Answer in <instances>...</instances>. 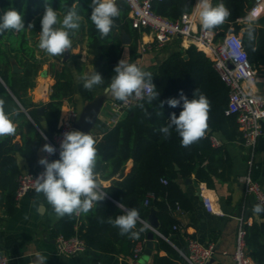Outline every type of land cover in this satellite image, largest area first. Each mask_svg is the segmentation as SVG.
I'll list each match as a JSON object with an SVG mask.
<instances>
[{
	"label": "trees",
	"instance_id": "obj_1",
	"mask_svg": "<svg viewBox=\"0 0 264 264\" xmlns=\"http://www.w3.org/2000/svg\"><path fill=\"white\" fill-rule=\"evenodd\" d=\"M64 2L68 7H75L82 17L81 24L88 38L89 53L93 56L91 64L104 78L100 86L106 88L115 75L114 67L123 55L124 33L131 38L128 46L130 55L139 52L141 35L139 30L132 27L129 7L124 0H117L120 15L115 19L110 34L101 39L89 18L91 0ZM212 2L215 5L220 0ZM43 3L44 0H0V15L9 7L16 8L24 17L27 29L34 15L44 10ZM50 3L54 9L66 13L67 9L60 8V0H50ZM223 3L231 15L223 25L214 29L216 38H224L229 32H242L250 62L257 69L258 75H264V27L256 22L253 24L255 40L250 42L247 35L248 25L244 27L238 23L239 19L249 16L255 0H223ZM194 5L195 0H163L154 3V10L175 21L182 14L191 12ZM26 29L19 31L17 35H14V30L0 34V77L28 112L27 114L18 107L14 117L18 122L15 135L0 138V204L9 216L17 210L16 191L21 175L16 152H20L29 165L35 164L39 148L45 141L43 134L52 138L57 132L63 102L73 92V81L67 66L54 67L55 83L50 101L42 106L46 119L44 127L38 117L39 107L29 106L20 94L21 90L35 84L34 78L38 75L40 67L34 51L27 44ZM79 57L75 55L73 59L76 68L82 73L83 64ZM13 59L24 68L23 73L12 72ZM148 72L152 74L156 91L159 92L152 104L146 99L139 100L133 108L127 110L125 117L117 125L110 126L98 121L102 137L100 140L94 138L97 148L96 172L99 174L100 189L106 193L105 199L94 204L87 214L62 217L54 225L52 237L77 236L85 242L87 249L128 256L132 254L138 241L148 238L151 229L141 232L139 238H130L128 235H120L119 229L108 223L109 218L114 220L128 208H136L140 213V221L148 222L154 210L159 223L158 230L166 237L165 239L155 234L154 264H182L183 257L175 246L181 249L183 241L180 231L174 229L179 222L172 213L178 207L188 211L194 206L177 180L179 177L188 178L195 174L198 181L206 183L207 187L212 189L215 188L217 179L227 181L231 174L230 160L225 156L223 148L212 145L209 130L222 133L230 141L242 138L236 116L226 112L229 87L221 79L206 53L190 45L183 51L171 54L156 70L150 69ZM16 75L21 82L19 91L12 83ZM196 89L210 101L208 128L204 137L189 147H182L181 137L175 129H172L168 139L160 132V128L167 125L171 113L174 112L178 116L182 111V101L181 106L176 108L164 103L160 109L159 105L170 98L179 99L181 92L192 99ZM0 92L7 93V88L2 82ZM88 97L92 98L91 90H88ZM141 103L144 105L143 109L139 107ZM157 111L162 114L157 115ZM18 134L21 135L22 145L16 150L15 139ZM164 178L168 180L167 184L162 182ZM150 192L155 194V198L149 205H145ZM120 203L122 208L117 207ZM141 222L137 223L136 231L143 226ZM246 230L248 254L255 264H264V224L251 222L246 225ZM161 251L166 254L161 255Z\"/></svg>",
	"mask_w": 264,
	"mask_h": 264
},
{
	"label": "crops",
	"instance_id": "obj_2",
	"mask_svg": "<svg viewBox=\"0 0 264 264\" xmlns=\"http://www.w3.org/2000/svg\"><path fill=\"white\" fill-rule=\"evenodd\" d=\"M43 12L44 10L34 15L30 22L34 27L32 29H26L25 31L27 44L34 51L36 59L39 62L38 75L34 78L35 84L26 90H21L20 94L29 106L42 107L50 101L52 87L55 83L56 70H54V67L67 66L73 81V92L64 100L61 114L63 112L66 113L72 106L78 107L81 110L86 103L98 96L104 95L105 101L100 109L97 123L91 134L96 140H100L102 132L98 121L110 126L115 125L112 122L115 114L111 107L114 98L106 94L104 92L105 88L100 85L95 86L91 90L92 98H89L88 90L83 88V82L77 80L78 76L91 74L95 70L91 64L93 56L89 53V42L85 29H83L81 24L78 31H75L74 34L70 33L72 47L67 50L70 54L66 61L64 60L65 53L62 56H51L38 47L39 32L41 31L40 21ZM58 14L62 19L64 14L61 11H58ZM238 23L241 26H247L246 18L239 19ZM17 34L18 32L14 31V35ZM240 34L243 36L242 32ZM140 35L139 52L136 55H130L128 47L130 44H123L124 50L121 59L126 58L130 63H136L145 71L150 69L156 70L171 54L183 51L189 47L187 44L182 45L179 38H172L162 48H155L143 53L141 51V43L146 41V39L144 34ZM75 55L80 56L79 61L83 64L82 73L76 68L73 59ZM14 63L18 64L15 59H13L12 65ZM20 68L24 72V68L22 66ZM0 82L7 88V93L0 92V99L5 100V111L17 126L18 122L14 117L19 110L18 107L22 111H24V107L1 77ZM12 83L14 88L19 91L21 82L17 75L14 76ZM248 88L252 91H264V75L259 74L257 82L254 85L248 86ZM25 113L28 114L27 110ZM126 113L127 111L121 113L119 122L125 117ZM31 120L33 121V119ZM40 121L46 127V119L44 116H42ZM33 123L35 124L34 121ZM209 133L211 142L212 138H216L220 142L219 144L212 142V145L217 148H223L226 153L225 156H228L231 163V174L227 181L217 179L215 181L216 186L213 189L208 188L206 183L198 181L195 174L188 177L194 181L191 184L185 182L187 178H178V185L192 201L194 207L188 211L178 207L179 209H175L172 213L179 222L177 225L181 226V229L178 231H180L181 240L183 241L181 249L176 246L175 248L178 251L181 250L187 253L189 251L187 238L191 235L193 236L191 238L195 237V239H198L204 244L213 243L215 245V254L208 264H234L231 256L235 250L238 217L243 215L245 219L249 220L250 224L252 222L261 225L264 224V212L259 214L253 212V206L258 203L254 196L245 194L244 185L241 181V177L250 170V164L248 162L249 154L242 139L230 141L220 132H211L209 130ZM15 142L16 145H19L18 148L15 147L17 150L22 145L20 134L16 136ZM45 143V141L42 143L39 150ZM15 155L21 174L39 172L44 169L38 163V160L42 156L46 157L47 153L45 152L38 151L37 159L33 166L29 165L20 152H16ZM251 172L252 177L264 186V133L258 140L257 154L251 167ZM108 184L109 182L106 183V185ZM100 190L104 192L102 189ZM206 194L215 197L216 207L222 210L224 215L214 214L207 210L203 196ZM16 201L17 210L11 216L6 214L4 207L0 204V253H5L10 257V264H34V261L37 259V254L46 257V264H154L156 240L154 241L152 255L147 259L144 258V253L136 259L133 256V252L131 255L125 256L106 254L87 248L75 255L59 253L56 242L54 241L57 238L52 237V230L61 218L56 216L52 206L47 203L43 195L37 194L34 190L20 199L16 198ZM165 254V251H161V255Z\"/></svg>",
	"mask_w": 264,
	"mask_h": 264
},
{
	"label": "clouds",
	"instance_id": "obj_3",
	"mask_svg": "<svg viewBox=\"0 0 264 264\" xmlns=\"http://www.w3.org/2000/svg\"><path fill=\"white\" fill-rule=\"evenodd\" d=\"M89 7L91 8L89 18L92 24L99 32L101 39L107 37L114 26L115 19L120 15L117 0H91ZM60 8L67 9L62 19L59 17L58 10L51 6L50 0H44L38 47L51 56H61L69 50L72 47L70 33L74 34L81 26L82 17L75 7H68L64 0H60ZM194 11L198 15L201 27L209 32L223 25L231 15L223 0L215 5L212 0H198ZM246 20L247 35L251 42L255 40L253 28L255 18L249 15ZM33 27L34 25L29 23L27 29ZM25 29L24 17L16 8L9 7L0 15V34L7 30L19 32ZM238 49L237 43L235 47H231L229 55L238 58L240 55ZM114 73L109 85L104 89V92L114 99L127 102L129 98L135 97L141 101L146 99L149 104H152L159 96L152 74L136 63H130L126 58L121 59L114 67ZM77 80L82 81L83 88L89 91L104 82V78L96 70L91 74L78 76ZM181 101L182 111L178 116L174 112L171 113L167 125L162 126L160 132L165 139H168L171 137L172 129H175L181 137V146L189 147L205 135L208 128L210 101L206 95L196 89L192 99L181 92L179 99L170 98L162 101L159 108L162 109L164 103L176 108L181 106ZM139 107L143 109L144 105L141 103ZM145 111L147 112L146 109ZM161 114L157 111V115ZM148 115L151 114L148 113ZM15 133L16 124L5 111V100L0 99V138L13 136ZM95 145L96 141L89 133L66 131L59 144V159L50 162L47 157L42 156L38 160L44 171L35 179V192L43 195L58 218L65 215L87 214L93 209L94 204L105 199L106 193L100 190L99 174L96 172L97 148ZM39 151L55 155L57 149L45 143ZM117 207L122 208V203ZM253 212L256 214L264 212V205L259 203L254 205ZM138 222H141L140 213L136 208H128L124 214L116 216L114 220L111 218L108 220L109 224L119 229L120 235H128L130 238H139V234L150 227L147 222H141L143 226L136 231ZM34 264H46V257L37 254Z\"/></svg>",
	"mask_w": 264,
	"mask_h": 264
},
{
	"label": "built area",
	"instance_id": "obj_4",
	"mask_svg": "<svg viewBox=\"0 0 264 264\" xmlns=\"http://www.w3.org/2000/svg\"><path fill=\"white\" fill-rule=\"evenodd\" d=\"M129 7V18L132 27L145 35L146 41L141 43V51L146 53L152 49L162 48L172 38H179L182 45H194L199 51L206 53L212 60L215 70L221 79L229 87V100L227 114L236 116L238 128L242 142L249 154L250 170L241 177L246 195L254 196L257 203L264 205V186L252 177L251 167L254 163L258 140L264 133V91H252L248 86L254 85L258 80V71L249 60L248 53L244 46L242 35L236 32H229L224 38L217 39L216 32L204 30L199 22L198 15L194 8L191 12L182 14L173 21L158 14L154 10V3L163 0H124ZM198 0H195V5ZM194 5V7H195ZM264 14V0H255L250 14L255 21ZM239 44V57L229 55L231 47ZM139 100L135 97L129 98L127 102L114 99L111 103L115 117L112 122L117 125L121 113L133 108ZM80 110L78 107H70L66 113H60L58 130L52 138L43 134L46 143L56 147L55 155L47 154V159L51 162L59 159V144L66 131L75 130L74 124L78 119ZM214 144H219V140L212 138ZM39 172L22 173L18 178L16 198L20 199L26 194L35 190V179ZM164 184L168 180H162ZM207 210L211 213L224 215L222 210L216 207V199L212 195H203ZM155 198V194L150 192L145 200V205ZM179 209V208H178ZM249 220L243 215L238 217V227L235 238V250L232 254L234 264H255L248 254L246 225ZM174 229L180 230L181 226L175 225ZM161 237L165 238L162 234ZM189 251L187 253L179 250L183 257V264H208L215 254L213 243L204 244L198 239L187 238ZM146 240L138 241L133 248L134 258H139L145 250ZM57 250L66 255H75L86 249L85 242L75 236L65 238L59 236L56 239ZM0 264H10V257L5 253H0Z\"/></svg>",
	"mask_w": 264,
	"mask_h": 264
},
{
	"label": "water",
	"instance_id": "obj_5",
	"mask_svg": "<svg viewBox=\"0 0 264 264\" xmlns=\"http://www.w3.org/2000/svg\"><path fill=\"white\" fill-rule=\"evenodd\" d=\"M255 22L257 24H259L261 27H264V14H262V16H260ZM122 40H123V44H125V45L130 44V36L127 33L123 34ZM69 54H70L69 51L65 52V56H64L65 61L68 59ZM186 58H187V56H186ZM12 71L15 74H20L23 72V69L20 68V66L17 63H14L12 65ZM104 101H105V96L101 95V96H98L97 98H94L90 102L86 103L85 106L80 110V114H79V117L74 124V128L76 130L82 131L86 134L87 133L92 134V132L95 128V125L97 123V120H98L100 109H101ZM23 110L26 112V110L24 108H23ZM43 114H44L43 107L38 108V115H39L40 120L42 119ZM18 146L19 145L17 144L16 148H18ZM185 182L187 184H191L194 181L191 178H187ZM196 183L199 184L197 181H196ZM200 199H201V196H200ZM147 223L150 225L149 228L151 229V232L148 235L146 248L144 251V258H146V259L152 255V251L154 248L155 234H158L159 236H161L160 232L158 230V227H159L158 219L155 215L154 210L151 213ZM54 241L56 242V240H54Z\"/></svg>",
	"mask_w": 264,
	"mask_h": 264
}]
</instances>
